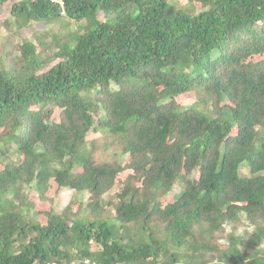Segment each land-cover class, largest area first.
<instances>
[{
  "label": "trees",
  "instance_id": "trees-1",
  "mask_svg": "<svg viewBox=\"0 0 264 264\" xmlns=\"http://www.w3.org/2000/svg\"><path fill=\"white\" fill-rule=\"evenodd\" d=\"M7 2L0 264H264V0ZM101 131L125 165L94 160ZM49 179L88 197L37 223Z\"/></svg>",
  "mask_w": 264,
  "mask_h": 264
},
{
  "label": "rangeland",
  "instance_id": "rangeland-1",
  "mask_svg": "<svg viewBox=\"0 0 264 264\" xmlns=\"http://www.w3.org/2000/svg\"><path fill=\"white\" fill-rule=\"evenodd\" d=\"M15 0H8L7 2V6H10ZM180 2H184V0H180ZM86 23L83 22L82 25H85ZM37 27L39 29H43L44 25L43 24H37ZM25 32V31H24ZM25 35L30 34L31 37L32 35L34 36L33 33H24ZM60 36H63L61 34V32L59 33ZM5 32L3 29H1L0 27V36H4ZM10 39H7L6 41H4V47L5 48H11L13 45V36H10ZM253 60L249 61L248 63H246V66H251V67H256L258 66L261 62L264 61V56H255L254 58H252ZM190 98L186 96H179L177 98H175V105H181L184 106L186 104H188L190 102ZM40 108V106H38L36 108V110H38ZM95 137L98 139L97 140V144L98 147L96 148L95 152L93 153V158L97 163H113V162H122L121 160V145L120 142L118 141L117 136H113L111 134H107V132H100L97 135H95ZM70 159H68L69 161ZM125 159H123V162L121 163V165H125L126 164ZM128 162V161H127ZM129 172L127 170H124L122 172H120L118 174V179L120 181H122L124 179V177L128 174ZM240 173L242 175H246L247 172L245 170H241ZM263 175H264V171H263ZM138 185V184H137ZM56 183L54 182L53 179H49L47 180L45 186H44V190L41 194H31L30 196V201L34 204L35 206V211L39 213L38 216H34V218H32L31 220H33L34 222H44L45 221V213H51V214H59L60 211L64 208V207H69L70 209H72V211H76L80 205V202H84L87 197L88 194L84 193V194H77L74 191L71 190H61L58 191L56 193ZM179 188L175 187V189L171 192L170 197H166L164 200L159 202V208H163L165 207V205L169 202L174 201L180 194H179ZM56 193L57 194V199H55V202L51 203V197L52 195ZM107 196H104L101 198V202L104 200V198L106 199ZM113 216V210L110 208H107V217L108 218H112ZM158 224V213L154 212V214L152 215V217L150 218V221L148 222V226L149 227H154ZM131 227V225H130ZM111 229L113 232H116V228L115 226L112 224L111 225ZM135 226L131 227L132 232L135 231ZM242 237H244L245 239L248 237L246 234H241ZM217 239L221 240V239H225V233H221L219 232L216 236ZM130 243L133 244V239H130ZM198 247V246H197ZM200 248V247H198ZM197 248V249H198ZM225 251H226V247H223L222 251H219V253L225 255Z\"/></svg>",
  "mask_w": 264,
  "mask_h": 264
},
{
  "label": "built area",
  "instance_id": "built-area-1",
  "mask_svg": "<svg viewBox=\"0 0 264 264\" xmlns=\"http://www.w3.org/2000/svg\"><path fill=\"white\" fill-rule=\"evenodd\" d=\"M51 3H58V4H60V6L61 7H63L64 6V2H63V0H49ZM89 264V263H88Z\"/></svg>",
  "mask_w": 264,
  "mask_h": 264
},
{
  "label": "clouds",
  "instance_id": "clouds-1",
  "mask_svg": "<svg viewBox=\"0 0 264 264\" xmlns=\"http://www.w3.org/2000/svg\"><path fill=\"white\" fill-rule=\"evenodd\" d=\"M81 262V260H76V261H73L72 263H69V264H78V263H80ZM89 263V261L88 260H84L83 261V264H88Z\"/></svg>",
  "mask_w": 264,
  "mask_h": 264
}]
</instances>
